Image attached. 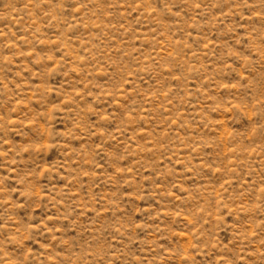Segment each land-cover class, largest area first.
Segmentation results:
<instances>
[{
    "label": "rangeland",
    "instance_id": "1",
    "mask_svg": "<svg viewBox=\"0 0 264 264\" xmlns=\"http://www.w3.org/2000/svg\"><path fill=\"white\" fill-rule=\"evenodd\" d=\"M0 264H264V0H0Z\"/></svg>",
    "mask_w": 264,
    "mask_h": 264
}]
</instances>
